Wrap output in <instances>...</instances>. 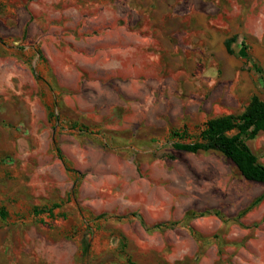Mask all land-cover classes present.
Masks as SVG:
<instances>
[{
  "label": "rangeland",
  "instance_id": "1",
  "mask_svg": "<svg viewBox=\"0 0 264 264\" xmlns=\"http://www.w3.org/2000/svg\"><path fill=\"white\" fill-rule=\"evenodd\" d=\"M254 96L264 0H0V264H264V181L176 146Z\"/></svg>",
  "mask_w": 264,
  "mask_h": 264
},
{
  "label": "trees",
  "instance_id": "2",
  "mask_svg": "<svg viewBox=\"0 0 264 264\" xmlns=\"http://www.w3.org/2000/svg\"><path fill=\"white\" fill-rule=\"evenodd\" d=\"M227 46L232 51L230 41ZM259 131H264V100L254 96L243 113L210 118L196 142H177L176 146L193 152L209 148L220 150L234 161L247 179L264 181V165L244 141V137L254 136Z\"/></svg>",
  "mask_w": 264,
  "mask_h": 264
},
{
  "label": "crops",
  "instance_id": "3",
  "mask_svg": "<svg viewBox=\"0 0 264 264\" xmlns=\"http://www.w3.org/2000/svg\"><path fill=\"white\" fill-rule=\"evenodd\" d=\"M118 167H120V166H118ZM129 170H130V168H129V164L123 162V165H122V171H124V172H128Z\"/></svg>",
  "mask_w": 264,
  "mask_h": 264
}]
</instances>
